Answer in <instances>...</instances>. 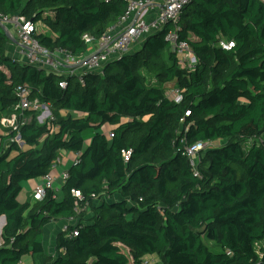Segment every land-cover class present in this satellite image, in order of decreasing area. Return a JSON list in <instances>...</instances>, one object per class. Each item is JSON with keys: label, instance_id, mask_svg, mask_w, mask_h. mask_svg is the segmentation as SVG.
<instances>
[{"label": "trees", "instance_id": "obj_1", "mask_svg": "<svg viewBox=\"0 0 264 264\" xmlns=\"http://www.w3.org/2000/svg\"><path fill=\"white\" fill-rule=\"evenodd\" d=\"M127 5L0 0V14L40 23L33 38L49 51L86 55L82 36L98 39ZM174 27L196 59L193 69L171 49ZM8 39L0 31V114L12 111L15 87L26 85L32 99L49 106L52 121L39 124L27 110L17 129L0 136V264H143L149 256L160 264H264V246L259 254L255 249L264 242V145L243 147L264 133L258 0H191L175 26L165 23L101 74L84 75L83 84L13 60ZM170 91L181 99L175 102ZM200 141L222 143L201 151L193 168L184 148ZM60 151L79 155L62 198L47 189L41 201L20 203L23 183L47 175ZM57 220L68 225L49 254L44 229ZM202 237L221 251L212 252Z\"/></svg>", "mask_w": 264, "mask_h": 264}, {"label": "built area", "instance_id": "obj_2", "mask_svg": "<svg viewBox=\"0 0 264 264\" xmlns=\"http://www.w3.org/2000/svg\"><path fill=\"white\" fill-rule=\"evenodd\" d=\"M108 1V0H105ZM127 2V10L118 19L115 25L106 30L98 39L91 35L84 34L82 40L88 45L89 53L73 54L69 51L56 49L49 51L41 46L34 38L33 34L37 29L36 23L26 20L20 14L3 15L0 14V27L9 28L13 35L16 48L24 57L25 63L35 66L48 72H54L62 75L64 78L75 77L83 84V76L86 74H101L106 64L112 60L121 57L129 52L131 48L139 45L142 40L150 33L158 31L165 23L169 22L175 26L180 18L182 8L191 0H124ZM264 6V0H258ZM152 12L156 13L154 19H147ZM119 27L118 31L115 28ZM8 29V30H9ZM167 40L171 45V49L178 53L179 63L182 67L193 69L196 59L185 42H178L175 27L167 35ZM219 45L223 49H229L232 43L220 42ZM60 88L66 87V81L59 83ZM14 94L16 103L12 107V111L8 116L0 120V127L17 129L18 118L24 111H33L40 119V123L51 122L52 114L47 104L39 102L37 99L30 97L31 89L26 85H18L15 87ZM175 102L181 99L178 91H170ZM21 122H30L25 117L21 118ZM54 128L51 129L53 131ZM108 131V130H107ZM105 132L109 137L112 134ZM19 137V136H17ZM15 138V142H19L20 138ZM258 145H264V139L256 138ZM214 147L213 142H196L184 148V154L189 160V164L195 168L201 151ZM130 152L123 153L124 159L128 160ZM197 176V173H194ZM61 180H66L67 172H62ZM39 180V181H38ZM37 183L32 190L31 197L33 201H41L47 189H53L54 179L49 175H45L37 179ZM74 197H80L77 191L72 192ZM66 229L64 226L63 230ZM76 236L75 231L72 232ZM264 246V242L255 244L257 254L260 248ZM148 257L144 258L143 264H150Z\"/></svg>", "mask_w": 264, "mask_h": 264}, {"label": "crops", "instance_id": "obj_3", "mask_svg": "<svg viewBox=\"0 0 264 264\" xmlns=\"http://www.w3.org/2000/svg\"><path fill=\"white\" fill-rule=\"evenodd\" d=\"M155 16H156V13L155 12H152L151 14L148 15L147 19L148 18L149 19H154ZM8 29L9 28H5V30L8 33V36H9V38L11 40L9 39L10 41H9L8 47H7V54L13 60H15V61H17L19 63L24 64L25 63V59L19 53L18 48H16L15 43L12 41V40H14V38H13V35L11 34L10 29L9 30ZM119 29L120 28L117 27V28H115V31H118ZM1 31H3V30L1 29ZM134 50H135V47L134 48H131L129 50V52H132ZM60 113L62 115H65L66 114L65 111H61ZM4 114H8V113H4ZM6 116H8V115H6ZM6 116H4V117H6ZM4 117L1 116L0 117V120L2 118H4ZM103 128H104L103 132H106L108 126H105ZM5 129L6 128H3V127L1 128L0 127V136L6 134V132H4ZM87 143H89V139L86 141V144ZM13 155L14 154H12V156ZM78 157H79L78 154H75V153H72V152H68V151H60L57 159L54 161V163L52 165V168H51L50 172L48 173L54 179V183L55 184L58 183V182H60V181H61V183L64 182L63 180H61L60 175L62 174V172H67V170L69 169V167L72 164L76 163V161L78 160ZM38 181L36 179V180H29V181H26V182L23 183V185H22V191H21V193L19 194V197H18V200H19L20 203H25V202L33 203V199L31 197V194H32V190H33L34 186L36 185V183ZM53 189H54V187H53ZM54 190L57 191L56 189H54ZM69 222H72V221H69ZM4 224H5V218H4L3 222L0 224V246L3 243L2 242L1 235H2V228H3ZM67 225H68V221L67 220H65V221L57 220V221H54V222H52L51 224H49L48 226L45 227V229H44V247L46 248L48 246V244H49V246H50L49 249L51 250V252H48L47 249H46V251L49 254H54V240H55L56 234L59 231L63 230L64 226H67ZM29 261H30L29 258L28 257H25L24 263H28Z\"/></svg>", "mask_w": 264, "mask_h": 264}, {"label": "rangeland", "instance_id": "obj_4", "mask_svg": "<svg viewBox=\"0 0 264 264\" xmlns=\"http://www.w3.org/2000/svg\"><path fill=\"white\" fill-rule=\"evenodd\" d=\"M36 25L38 26V28L41 27L40 23H36ZM0 31H1V28H0ZM8 40H9V39H8ZM9 41H10V40H9ZM134 47H135V49H138V48H139V45H136V46H134ZM134 47H133V48H134ZM6 115H8V114L1 113V114H0V117H1V116L4 117V116H6ZM27 120L31 121L32 118L29 117V118H27ZM34 120H35L36 122L40 123V119H38V116H35ZM40 124H43V122L40 123ZM103 130H104V128H103ZM93 133H94V131H93L92 129H91V130H87V131L85 132V140L87 141V140L91 137V135H92ZM259 138L264 139V133H263ZM257 142H258L257 139L247 140V141L243 144V147H244L245 149H247V148H249L253 143H257ZM221 143H222V141L213 142V146H214V147L220 146ZM197 158H198L197 156H194V159H197ZM61 185H62L61 181L58 182V183H56V184L54 183V185H53L54 189L57 190V197H58V199H61V198H62V193H61V191H60V187H61ZM202 241L204 242V244H205V245H206V246H207L212 252H214V253H219V252L221 251L220 247H219L215 242L210 241V240H207V239L204 238V237H202ZM49 248H50V246H49V244H48V246L46 247V249H47L48 252H51V250H50ZM148 259L151 261L150 264H160V262H159V260L157 259L156 256H150V257H148Z\"/></svg>", "mask_w": 264, "mask_h": 264}, {"label": "water", "instance_id": "obj_5", "mask_svg": "<svg viewBox=\"0 0 264 264\" xmlns=\"http://www.w3.org/2000/svg\"><path fill=\"white\" fill-rule=\"evenodd\" d=\"M1 29L3 30L2 32L3 33H5L6 35H7V37L9 38V36H8V33H7V31L5 30V28L4 27H1ZM10 39V38H9ZM11 40V39H10ZM13 42H14V40H12ZM15 43V42H14ZM18 139H19V137H17ZM0 220L3 222V220H4V217L3 216H0Z\"/></svg>", "mask_w": 264, "mask_h": 264}, {"label": "bare ground", "instance_id": "obj_6", "mask_svg": "<svg viewBox=\"0 0 264 264\" xmlns=\"http://www.w3.org/2000/svg\"><path fill=\"white\" fill-rule=\"evenodd\" d=\"M2 223V221L0 220V224Z\"/></svg>", "mask_w": 264, "mask_h": 264}]
</instances>
